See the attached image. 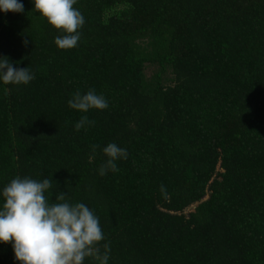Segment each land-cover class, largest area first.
<instances>
[{"label":"trees","instance_id":"trees-1","mask_svg":"<svg viewBox=\"0 0 264 264\" xmlns=\"http://www.w3.org/2000/svg\"><path fill=\"white\" fill-rule=\"evenodd\" d=\"M22 3L0 12V57L35 79L0 84V189L53 179L99 217L109 264H264V0H78L71 50ZM90 89L107 110L68 107ZM113 142L128 158L101 177Z\"/></svg>","mask_w":264,"mask_h":264},{"label":"clouds","instance_id":"clouds-1","mask_svg":"<svg viewBox=\"0 0 264 264\" xmlns=\"http://www.w3.org/2000/svg\"><path fill=\"white\" fill-rule=\"evenodd\" d=\"M30 2L59 33L54 38L58 49L71 50L78 46L86 23L82 12L74 7L78 0ZM0 12L23 14L24 4L22 0H0ZM28 43L25 40L24 46ZM34 79L30 66L21 68L8 57H0V84L26 86ZM68 107L88 113L107 110L109 102L103 94L90 89L83 94L79 91L73 94ZM92 123L83 115L76 122L75 130L79 132ZM92 152L95 153V146ZM103 154L107 159L98 169L101 177L118 172L117 161L128 158L127 149L114 142L103 148ZM53 182L49 178L17 176L0 189V244H11L19 264H85L88 259L95 264H109L111 245L109 242L101 244L106 238L95 211L83 202H72L65 192H53ZM160 191L168 199L163 185Z\"/></svg>","mask_w":264,"mask_h":264},{"label":"rangeland","instance_id":"rangeland-1","mask_svg":"<svg viewBox=\"0 0 264 264\" xmlns=\"http://www.w3.org/2000/svg\"><path fill=\"white\" fill-rule=\"evenodd\" d=\"M158 68L157 67H154V66H147V68H146V73H147V76L149 77V78H151L158 70H157ZM194 208L195 207H193V208H191L190 210H188V212H191V211H193L194 210Z\"/></svg>","mask_w":264,"mask_h":264}]
</instances>
